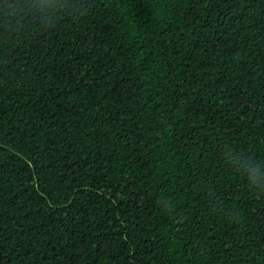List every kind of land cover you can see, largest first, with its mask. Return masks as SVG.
<instances>
[{
    "label": "trees",
    "instance_id": "16d2710c",
    "mask_svg": "<svg viewBox=\"0 0 264 264\" xmlns=\"http://www.w3.org/2000/svg\"><path fill=\"white\" fill-rule=\"evenodd\" d=\"M228 148L264 163V0H0V264H264Z\"/></svg>",
    "mask_w": 264,
    "mask_h": 264
},
{
    "label": "clouds",
    "instance_id": "9594fccd",
    "mask_svg": "<svg viewBox=\"0 0 264 264\" xmlns=\"http://www.w3.org/2000/svg\"><path fill=\"white\" fill-rule=\"evenodd\" d=\"M34 7V5L28 4L24 10L18 9L14 13H9L6 20V26L11 29L13 26L23 27L25 23L32 22L38 27L48 24L49 30H51L50 24L40 12L33 11ZM68 10L73 11L72 9ZM80 11L81 10L73 11V15H78ZM224 155L233 167L243 171L252 188L264 191V172H262V169H264V163H258L251 157L237 154L231 148L226 149Z\"/></svg>",
    "mask_w": 264,
    "mask_h": 264
}]
</instances>
